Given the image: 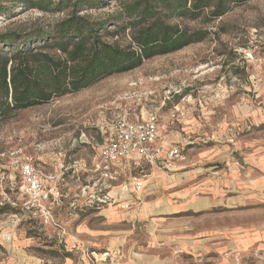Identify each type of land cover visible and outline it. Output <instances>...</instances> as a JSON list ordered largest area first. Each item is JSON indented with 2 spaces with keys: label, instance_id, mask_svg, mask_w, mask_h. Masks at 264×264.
Masks as SVG:
<instances>
[{
  "label": "rangeland",
  "instance_id": "rangeland-1",
  "mask_svg": "<svg viewBox=\"0 0 264 264\" xmlns=\"http://www.w3.org/2000/svg\"><path fill=\"white\" fill-rule=\"evenodd\" d=\"M119 1L103 0L82 13L105 18L119 9ZM3 4L8 11L0 14V30L44 25L64 16L19 1ZM208 14L204 10L195 19L171 20L205 32L202 40L0 119V207H24L0 213V264H120L140 252L135 245L146 247L152 235L147 228L187 223L196 237L203 225L214 222L264 223V196L245 197L252 195L245 186L248 167H253L247 157L258 143L264 145V0L234 4L215 19ZM128 34L126 29L107 40L125 43ZM155 108L164 118L174 114L172 139L181 143L184 167L176 162L172 172L125 169L104 193L111 194L130 176L146 174L140 200L126 207L129 198L118 195L97 204L107 181L95 163L109 125L124 110L132 115ZM199 153L202 161L190 164ZM26 163L41 178L40 196L29 191L22 176ZM198 165L202 170L188 177L187 170ZM215 170L223 183L217 202L210 204L208 178L216 176ZM231 179L234 188L228 194L234 200L222 202ZM187 181L198 185L194 194L204 196V203L171 208L178 201L174 191L183 190ZM158 236L153 235L154 241ZM199 260L183 254L179 263Z\"/></svg>",
  "mask_w": 264,
  "mask_h": 264
},
{
  "label": "trees",
  "instance_id": "trees-1",
  "mask_svg": "<svg viewBox=\"0 0 264 264\" xmlns=\"http://www.w3.org/2000/svg\"><path fill=\"white\" fill-rule=\"evenodd\" d=\"M16 1L64 16L44 25L0 30V119L200 41L205 32L172 23V18L195 19L208 10L215 19L245 0H120L119 9L105 18L82 13L103 0H0V14L8 11L4 2ZM126 29L127 42L107 40ZM7 209L24 207L3 205L0 213Z\"/></svg>",
  "mask_w": 264,
  "mask_h": 264
},
{
  "label": "crops",
  "instance_id": "crops-1",
  "mask_svg": "<svg viewBox=\"0 0 264 264\" xmlns=\"http://www.w3.org/2000/svg\"><path fill=\"white\" fill-rule=\"evenodd\" d=\"M256 146L257 148L253 153L247 157L249 162L253 164V167H248L250 178L245 180L248 181V183H245V186L249 187L246 191L252 193V195H245L248 198L250 196L256 198H260V195L264 196L262 193L264 191V145L258 143ZM203 158L202 153H199V155L190 161V164H197ZM183 162H185V156L182 160L178 161V167L181 170L184 165L181 164ZM194 169L187 170L188 177L191 172L202 170L199 165L198 168ZM173 170L172 168L167 172H172ZM215 173L216 176H213L211 179L208 178L210 194L206 198L210 204L217 202L219 187L223 183L221 172L215 170ZM201 179H206L204 174ZM145 182L144 178V185L140 193L145 187ZM189 182L185 183L183 190L174 191L175 194L173 196L178 201L175 204H170L171 208L186 210L187 205L185 203L191 201L200 204L204 203L202 199L204 196H196L194 194L197 191L198 185L192 187ZM225 184L228 187L225 190V195L220 196L221 201L233 202L234 195L228 194V192L233 190L234 181L231 179L230 183ZM190 228V226H187V223L177 228L171 225L147 228L149 234L151 233L152 235H147L146 247L143 244L135 245L141 249L140 252L133 251V255L129 254L128 257L125 256V259L120 264H175V260L176 264H186L184 261L179 263V258L183 254L193 255L196 261L200 259V262L196 264H264V223L250 226H235L229 223L217 224V222H214L210 226L203 225L201 232L196 237L193 236ZM157 234H162V237L158 236L156 237L157 240L154 241L153 235Z\"/></svg>",
  "mask_w": 264,
  "mask_h": 264
},
{
  "label": "built area",
  "instance_id": "built-area-1",
  "mask_svg": "<svg viewBox=\"0 0 264 264\" xmlns=\"http://www.w3.org/2000/svg\"><path fill=\"white\" fill-rule=\"evenodd\" d=\"M164 104L165 101H162V105ZM159 108L132 115L124 110L109 125L95 163L96 171L107 181L104 190L97 196V204L102 205L118 195L129 198L125 202L126 207L140 200L145 174L130 176L113 188L111 194L104 193L125 169L132 167L133 170H139V173L143 172V167L170 171L176 162L184 158L181 143L172 139V132L175 130L172 120L174 114L164 118ZM175 110H178L177 106ZM21 173L29 191L40 196L42 181L33 167L26 163L22 166Z\"/></svg>",
  "mask_w": 264,
  "mask_h": 264
}]
</instances>
